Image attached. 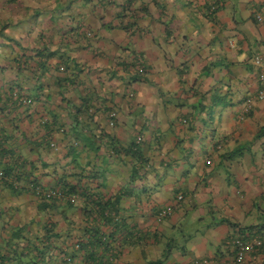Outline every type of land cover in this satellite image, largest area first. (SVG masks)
I'll return each instance as SVG.
<instances>
[{"label": "crops", "instance_id": "crops-1", "mask_svg": "<svg viewBox=\"0 0 264 264\" xmlns=\"http://www.w3.org/2000/svg\"><path fill=\"white\" fill-rule=\"evenodd\" d=\"M35 3L30 7L41 13L27 14L30 26L15 27L17 34L23 30L25 55L56 54L43 68L30 58L20 70L0 51V90L13 85L33 99L25 108L0 109V134L6 132L15 163L23 160L28 172L22 167L19 189L0 179V252L7 242L28 239V260L51 217L59 232L70 222L78 232L85 222L81 202L71 209L43 205L24 183L28 176L48 189L63 176L106 197L121 193L123 216L148 238L124 249L120 264L163 258L158 243L170 231L163 264L221 255L231 237L264 233V100L239 117L243 99L260 87L253 56H264V0H172L171 33L154 7L123 28L118 4L124 0ZM210 5L218 6L214 13H207ZM136 54L145 64L140 77L126 68ZM63 70L66 83L59 80ZM85 104L93 107L90 119L74 121L77 110L80 120L87 116ZM44 117L54 129L49 139L37 126ZM107 135L119 147L114 155ZM138 135L148 158L140 170L126 152ZM176 196L182 199L173 206ZM171 205V215L157 220L156 210ZM187 222L202 227L201 234L184 233L175 242L173 232ZM79 257L73 264H87ZM240 264H264V244Z\"/></svg>", "mask_w": 264, "mask_h": 264}, {"label": "trees", "instance_id": "trees-1", "mask_svg": "<svg viewBox=\"0 0 264 264\" xmlns=\"http://www.w3.org/2000/svg\"><path fill=\"white\" fill-rule=\"evenodd\" d=\"M135 1L137 0H124L123 4H118L120 7L118 16L121 17V15L124 13L119 23L123 28L127 29L128 27H132L133 25H135L138 18V13L144 12L148 14L150 10L153 9L152 7H154V9H156V12H158L159 16L161 17V21L164 24L165 31L167 33H171L172 26L170 25V19L172 20V0L171 4H167L168 0H149L151 4L147 1L142 0L138 6L135 5ZM15 2L16 0H5L4 3H6L9 8H11L12 6H10L9 4H14ZM18 6L23 9L22 15L19 17H14L12 15L8 16L7 13L12 14V12L2 11V14L0 16V51H3L2 49H5L4 52L6 55V60H13L20 64V66H18L20 70L24 68L21 63L25 64L27 62L26 60L30 58H34V61H36L38 66L41 65V68H43L46 62V57L54 56L56 54L55 51L47 52L46 49L45 54H43L41 51L42 49H37V52L33 56H26L25 48L21 44L24 37L23 30L19 31L18 34L16 33L17 30H14L18 25L27 24L30 26L31 21L29 20V18H27V14H31V12L33 13L32 16L40 14V8L32 9L30 6H25L24 0H22V2L17 0L16 6H14L13 8L16 9V7ZM217 7V5L208 6L207 13H214ZM174 10L176 11V9ZM88 34L90 33L88 32ZM17 49H20L22 53L20 54L17 52L15 54L14 52L17 51ZM13 54L15 55V57L9 58ZM138 56L141 55L136 54V56L132 58L131 64H127L126 67L127 69L131 70V72H133L134 77H140L145 73L144 61L142 62V70H138L135 67ZM63 62H65V65L68 64V62L66 61ZM37 68L38 67H36L35 69L36 72H33L35 76H37ZM61 72L63 76L59 77V80L66 83L67 79L70 77L66 74V70H63ZM12 92H16L18 94V101H20L22 97H31L28 94H25L22 89L14 88L13 85H9V87L7 88H2V90H0L1 110H17L18 106H23L25 108L33 104V99H31L32 101L28 105L21 104V102L18 103L17 100H13ZM89 107V104H85L82 108H80L84 112H86L87 116L85 118H82V120H80V118L78 117L80 110H77L75 116L73 117V120L82 122L90 119L93 107ZM111 111L115 110H110L108 114ZM50 117H52V119H55V116L53 115H51ZM116 121L117 117L114 118V124ZM41 125H46V127H43ZM37 126L42 131V138L44 137V135L47 136L50 132L52 133V131H54V129L49 126V121L46 117L41 118ZM42 127L44 128V130ZM59 131L64 133L65 129L61 128L59 129ZM49 136H47L48 139L50 138ZM7 137L8 136H6V132L1 131L0 169L3 170L6 176H13L14 178L20 180V174L23 172V170L25 171V163L23 160L19 163V165L15 163L18 158L17 155H14V151H12L10 147H8L6 142ZM141 139L142 137L138 135L136 138L137 141L134 140V142L129 144L128 150H126V152H130L131 156H134V158H137L139 160L138 170L146 167V162L148 161V158L144 155L143 150H141ZM112 140L114 139L107 135V141H109L111 145L109 148L110 153L111 155H114L119 152V147L116 146L115 142ZM51 142L53 141H49L48 145L54 148L55 145L51 146ZM142 161L145 163L144 165H142ZM136 171L137 168H134L135 173ZM25 172L27 176L28 172ZM23 181L26 186L28 185V187L30 186V184L41 186L38 181H34L29 176ZM3 182L5 183V181ZM50 189L62 192L63 196H40V200L42 201L43 205L46 204L52 209H57L60 205H63L65 206V208L71 209L75 207L78 202H81V209L84 212L83 214L85 216V222L79 226L80 229L78 230V232H72L74 228L72 226L73 223L71 224V222L68 223L70 227H67L66 229L62 230V232H59L55 228L56 222H54L51 217L46 228H44L42 238H40L41 236H36V238L39 240V243L34 244L30 249L32 251V256L29 257L30 259L25 260V256L28 257L29 254H26L27 252H24L25 249L29 250V245L27 243L28 239L26 240L27 242H14V245L11 242H7V244H9L10 246L8 250H3L0 252V264H41L44 261H48V259L50 260V263L53 264H73L78 256H80L79 258H82L87 264H120L124 249H127L128 246L140 243L148 238V234L146 232H143L141 229L135 228L134 226H129L128 222L126 221V217L123 216L122 208L120 205L122 200L121 193H116L113 196L106 197L103 194L92 191V189L88 187H84L79 183V180L74 183L72 179L65 178L63 176L59 178L57 182H55L54 186H52ZM72 194H74L76 197L74 201L66 197ZM181 199L182 197L176 196L172 205H177ZM172 205L170 206L171 209H173ZM164 207L166 206H162L156 210V216L158 212ZM170 215H167L159 220L165 219ZM63 218L67 219V216L65 215ZM17 232L14 233V238L16 239L17 237L21 239L22 237H19ZM62 236H64L65 239L62 238ZM66 238L68 242H66ZM168 250L163 252V258L151 261L149 264H163L168 257Z\"/></svg>", "mask_w": 264, "mask_h": 264}, {"label": "built area", "instance_id": "built-area-1", "mask_svg": "<svg viewBox=\"0 0 264 264\" xmlns=\"http://www.w3.org/2000/svg\"><path fill=\"white\" fill-rule=\"evenodd\" d=\"M264 50V45H263ZM264 56L262 52H256L253 56V64L256 67L257 71V77L260 82V87L257 89L256 92L252 94H248L241 103V108L239 111V117L243 118L246 113H248L254 104L257 101L264 100ZM142 62L143 58L138 56L137 62H136V69L142 70ZM12 98L13 100L19 99L18 94L16 92H12ZM30 97H22L19 102L24 105H28L31 103ZM116 117V112L111 111L109 113V122L111 125L114 124V118ZM51 146H54V142L50 143ZM0 179H6L10 183L13 184V186L17 189L21 188L23 183L20 180L12 179L11 177H8L4 174L3 170L0 169ZM30 189L36 194L40 196H63V193L60 191H55L52 189H45L42 186L36 185V184H30ZM68 199L74 201L76 199L75 195L72 194L70 196H66ZM181 197V196H179ZM172 213V209L170 206H166L162 208L158 214L157 219H161L167 215H170ZM264 244V233L262 234H252L249 236H242V235H236L231 237L226 242V249L221 255L216 256H203V257H197L193 258V260L190 262V264H240L244 261L246 255L249 252H252L259 247H261Z\"/></svg>", "mask_w": 264, "mask_h": 264}, {"label": "rangeland", "instance_id": "rangeland-1", "mask_svg": "<svg viewBox=\"0 0 264 264\" xmlns=\"http://www.w3.org/2000/svg\"><path fill=\"white\" fill-rule=\"evenodd\" d=\"M17 1V0H16ZM22 2V0H19ZM5 0H0V16L2 14V11L3 12H11V9H12V15L16 16V17H19L22 15V10L19 6L16 7V9H14L13 7L16 6L15 3L14 4H9L10 6H12L11 8H9V6L6 5V3H4ZM24 3H26V5H31V6H34L35 3V0H24ZM9 9V10H7ZM8 14V13H7ZM15 30V29H14ZM202 227H197V226H194L191 222H187L185 225L183 226H178L176 228V230L173 232L174 236H175V239L174 241L176 242L177 239H182V235L184 233H191L193 235H196V236H199L202 232L203 229H201ZM171 233V234H170ZM177 238V239H176ZM171 239H172V231H170L168 234H166L164 237H161L160 240H159V243H158V250L160 252H164V251H167L168 248L170 250V245H171ZM182 243V242H181ZM180 243V244H181ZM168 250V252H169ZM160 257V254L159 256Z\"/></svg>", "mask_w": 264, "mask_h": 264}]
</instances>
